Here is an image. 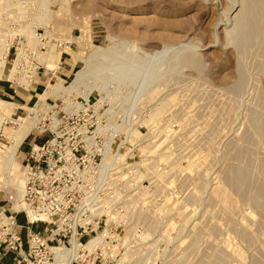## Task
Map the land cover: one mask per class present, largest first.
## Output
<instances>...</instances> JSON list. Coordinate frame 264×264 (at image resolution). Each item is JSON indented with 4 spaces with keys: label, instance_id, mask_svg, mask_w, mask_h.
<instances>
[{
    "label": "rangeland",
    "instance_id": "1",
    "mask_svg": "<svg viewBox=\"0 0 264 264\" xmlns=\"http://www.w3.org/2000/svg\"><path fill=\"white\" fill-rule=\"evenodd\" d=\"M9 1L14 0L0 5V38L10 49L1 76L6 84L13 58L24 49L37 50L28 33L38 29L75 42L67 55L80 62L64 80L67 86L79 71L76 87H69L72 95H134L137 128L152 130L143 149L154 148L149 153L156 162L170 166L172 190L188 198L171 203L185 230L164 264H264V12H253V0H46L47 25L33 20L40 0H26L20 12ZM48 50L37 51V60L53 72L57 64L39 58ZM54 82L33 96L38 85L20 87L15 81L13 89L27 97L26 108L16 106L10 118L24 120L34 105L41 111L39 95ZM16 128L1 124L0 153L12 146L8 137ZM26 143L16 153V177ZM0 177L4 184L2 171ZM10 194L0 189V199ZM139 219L153 223L152 217Z\"/></svg>",
    "mask_w": 264,
    "mask_h": 264
},
{
    "label": "built area",
    "instance_id": "2",
    "mask_svg": "<svg viewBox=\"0 0 264 264\" xmlns=\"http://www.w3.org/2000/svg\"><path fill=\"white\" fill-rule=\"evenodd\" d=\"M34 35L37 50L24 49L12 60L13 67L17 61V72L8 80L10 87L15 81L25 87L20 76L30 87L47 70L39 64L37 51L53 46L61 57H68L67 50L72 51L75 43L38 29ZM107 90L113 94L108 86ZM133 96L100 100L92 90L87 100L71 94L51 96L41 111L30 108L28 116L37 121L28 135L30 142L25 140L17 148L18 152L27 142L20 157L21 209L16 211L6 198L10 211L0 213V264L168 261L178 244L177 235L185 230L174 214L179 210L172 211L171 203L174 198L187 203L188 198L172 190L170 166L157 163L155 155L143 150L152 130L143 133L137 128ZM2 124L16 127L17 121L5 117ZM128 124L133 128L124 127ZM159 173L164 174L161 179ZM139 216L152 217L153 223ZM156 217L161 218L158 226ZM170 222L176 224L174 229L168 227Z\"/></svg>",
    "mask_w": 264,
    "mask_h": 264
},
{
    "label": "bare ground",
    "instance_id": "3",
    "mask_svg": "<svg viewBox=\"0 0 264 264\" xmlns=\"http://www.w3.org/2000/svg\"><path fill=\"white\" fill-rule=\"evenodd\" d=\"M4 0H0V5L7 2H3ZM261 1V0H260ZM259 0H253V2H251L252 8H253V12L255 13H260V12H264V8L263 6L261 7V4L263 5L264 3H261ZM264 0H262L263 2ZM11 4L13 2L14 6L17 7L16 9L20 12L23 11V4L26 2V0H24L23 2L20 0H14V1H9ZM38 2V1H37ZM36 2V3H37ZM46 0H40L38 2L39 4V10L37 11L36 16L34 17V22L37 23H43L45 25H47L49 23V13L46 11L45 5L47 3H45ZM248 6L250 4H247ZM47 6V5H46ZM251 6L249 7V9H251ZM14 7V8H15ZM1 8V7H0ZM25 11V10H24ZM246 11V10H245ZM264 14V13H263ZM22 15V14H21ZM249 15V14H248ZM23 16V15H22ZM21 16V17H22ZM243 16V15H242ZM248 19V18H247ZM240 20H238L239 22ZM237 22V23H238ZM247 22V21H245ZM264 22V21H263ZM240 23V22H239ZM251 23V21L249 22ZM63 25V24H62ZM247 25V24H245ZM63 27V26H62ZM55 28V27H54ZM58 28V27H57ZM252 28V27H251ZM23 32H25L24 28ZM61 28H58V30L55 31H59ZM242 30V29H241ZM249 31L250 28L248 29ZM260 30L262 32H264V26H262V28H260ZM19 32L21 31L20 29L18 30ZM247 31V30H246ZM255 29L253 28V33H254ZM241 32V31H240ZM256 32V31H255ZM252 33V32H251ZM243 34V33H242ZM246 34V33H245ZM250 34V33H249ZM248 34V35H249ZM256 34V33H255ZM254 34V35H255ZM257 35V34H256ZM28 37L30 38V45L33 46L34 48L37 46L38 47V42L35 41L34 39V33L33 30L29 31L28 33ZM252 37V36H251ZM253 38V37H252ZM250 39V38H249ZM4 43V41H3ZM0 38V78L3 74L4 68H5V63H6V56L8 55V49H9V45H7L6 43L3 44ZM81 44V43H80ZM20 45V44H19ZM23 47V46H22ZM36 47V48H37ZM21 48V47H20ZM49 51V50H48ZM69 50H67L68 52ZM262 51V50H261ZM44 56H40V60L42 63H50L52 65H56L58 66V63L60 62L61 59V55L59 53H57L56 50L51 49L49 51V53L46 55V53H42ZM41 54V55H42ZM69 54V52H68ZM72 55V53H71ZM17 56V55H16ZM38 56V55H37ZM73 57H75L76 59L82 60L81 56H77L75 54L72 55ZM19 57V54L17 56V58ZM190 59V58H189ZM192 60V59H191ZM186 61V60H185ZM191 62V61H190ZM193 62V61H192ZM17 63V61L15 62ZM184 63V62H183ZM193 65V64H192ZM16 64L14 65V68L11 70L10 72V76L9 79H13L15 77V74L17 72L16 69ZM57 66H54L55 69ZM55 76H57L55 70L53 71ZM23 81V84H28L29 82L27 80L24 79L23 76H20ZM18 78V77H17ZM79 78V71L73 75V79L71 80V82L66 86L64 84V80L57 78V82H54L53 84H50L40 95L39 98L42 100L41 103L44 105V102L46 101V99L48 97L51 96H57L59 98H64L65 95L67 93H72V90L69 89L71 84H74L76 87V83L78 81ZM54 86L53 89H51ZM72 95V94H71ZM39 102V101H38ZM40 103V104H41ZM39 106V105H38ZM35 107V105H34ZM34 107L32 108L33 111L35 110ZM16 105L11 103V102H7L4 100L0 99V126L3 123V120L5 117L10 118L9 115H12V113L15 111ZM38 108V107H36ZM41 109V108H40ZM39 111V109L37 110ZM9 116V117H8ZM37 121V117H30L27 115V117L24 118V120L17 122V128L15 131H13L12 135L8 137V140H10L12 146L10 148H8L4 153H0V171H2L4 177H5V182L4 184L0 183V189L2 190H8L10 194L9 199L11 200V203L13 204V207L16 211H19L21 209L20 206V201H21V197H22V193H23V184H24V180H23V169L22 172H20V177H16L15 173H17V168H19V164L16 162V152H17V148L19 147V145L26 139V137L29 135L30 130L32 128V126L34 125V123ZM257 122V120H256ZM259 124V123H258ZM254 127V126H253ZM262 129V128H261ZM251 135V134H250ZM252 138V137H251ZM251 141V140H250ZM153 148V147H152ZM144 150V149H143ZM154 150V148H153ZM151 151V150H150ZM150 151H148L147 153H149ZM152 152V151H151ZM151 154V153H150ZM262 160V159H261ZM264 160V159H263ZM240 166V165H239ZM242 168V167H241ZM244 168V167H243ZM237 169V168H236ZM238 170V169H237ZM241 170V169H240ZM244 170V169H243ZM243 172V171H241ZM231 174V173H230ZM264 174V173H263ZM225 176H227L228 174H224ZM239 175H241L239 173ZM224 176V177H225ZM228 177V176H227ZM237 178V176H235ZM1 178V177H0ZM245 178V176H244ZM230 179V178H229ZM234 179V178H232ZM262 180V179H261ZM231 181V180H230ZM1 182V181H0ZM222 182V181H221ZM263 182V181H262ZM259 184V183H258ZM11 185V186H10ZM260 186V185H259ZM219 187V186H218ZM236 187V186H235ZM221 188V187H220ZM257 188H259L257 186ZM261 188V187H260ZM253 189V188H252ZM12 190V191H11ZM217 190V189H216ZM223 190V189H222ZM237 190V188H236ZM258 190V189H257ZM262 190V189H261ZM226 191V190H225ZM234 191V190H233ZM264 192V191H263ZM262 192V193H263ZM221 193V192H220ZM226 193V192H224ZM227 194V193H226ZM222 195V194H221ZM228 195V194H227ZM231 195V194H230ZM235 195V194H234ZM255 194H253L254 196ZM219 196V194H218ZM227 197V196H226ZM258 197V195H257ZM222 198V197H221ZM225 198V197H223ZM254 198V197H253ZM264 198V197H263ZM227 199V198H226ZM259 200V199H258ZM16 201V203H15ZM252 201V199H251ZM260 201V200H259ZM167 202V200H166ZM228 202V200H227ZM261 202V201H260ZM250 203V201H249ZM252 204V203H251ZM250 204V205H251ZM260 204V203H259ZM253 206V205H252ZM260 207V206H259ZM261 209V208H260ZM254 210H256V207L254 208ZM262 210V209H261ZM258 211V209H257ZM256 211V212H257ZM254 212V211H253ZM209 252V251H208ZM191 254V253H190Z\"/></svg>",
    "mask_w": 264,
    "mask_h": 264
},
{
    "label": "crops",
    "instance_id": "4",
    "mask_svg": "<svg viewBox=\"0 0 264 264\" xmlns=\"http://www.w3.org/2000/svg\"><path fill=\"white\" fill-rule=\"evenodd\" d=\"M77 62H80V61L72 60L71 56L70 57L69 56L68 57L67 56L61 57L60 62L58 64L57 68L55 69L57 76H55V74L51 71H48V70L43 71L34 83V85H38V88H37V91H35V92L32 91L33 96L34 95L37 96L39 94L40 87H43L46 82H50L53 79L56 80L57 78L65 80V78L68 77V75H72V72L75 69V65ZM68 78H66V79H68ZM8 80H9V77H8ZM3 98H6L8 100H10V99L13 100V102H11V103L15 104L17 107L26 108L25 99L27 97L25 95H23V93H20L19 91L14 90L13 87H10L9 84H6L5 81H3L2 77H1L0 78V99L2 100ZM14 101H16V102H14ZM15 111H16V109H15ZM17 112H19V109ZM27 138H28V136L26 137V139ZM9 211H10L9 210V204L6 201V198L0 199V213H2V212L8 213ZM19 221L22 223L23 218L20 217ZM12 264H14V263H12Z\"/></svg>",
    "mask_w": 264,
    "mask_h": 264
}]
</instances>
